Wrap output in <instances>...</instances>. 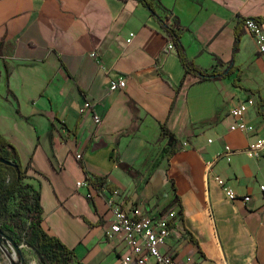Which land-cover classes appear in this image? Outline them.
Masks as SVG:
<instances>
[{"label": "crops", "instance_id": "obj_1", "mask_svg": "<svg viewBox=\"0 0 264 264\" xmlns=\"http://www.w3.org/2000/svg\"><path fill=\"white\" fill-rule=\"evenodd\" d=\"M154 1L166 22L179 18L187 57L226 75L187 74L138 0H0V132L32 166L44 226L75 249V264H120L126 248L105 233L109 199L167 218L161 250L178 264H264V154L246 153L264 137V56L244 29L234 51L237 23L264 18V0ZM120 75L126 87L110 90ZM250 98L255 131L230 130L231 108ZM87 99L99 125L80 113ZM163 123L179 141L170 158ZM94 174L115 191L77 185ZM217 176L251 199H229Z\"/></svg>", "mask_w": 264, "mask_h": 264}, {"label": "trees", "instance_id": "obj_2", "mask_svg": "<svg viewBox=\"0 0 264 264\" xmlns=\"http://www.w3.org/2000/svg\"><path fill=\"white\" fill-rule=\"evenodd\" d=\"M138 1L147 6L160 22L167 38L173 42L187 74L199 76L201 81L217 80L227 74V70H203L187 57L185 47L181 41V24L178 17L173 18L172 23H168L156 13L154 0ZM256 20L264 24V18H256ZM243 29L247 30L245 19L239 20L235 27V52L239 49ZM5 70L8 78V67L6 64ZM160 137L168 138V157H172L179 148L178 138L165 123L161 124ZM2 160L10 161L11 164ZM118 166L127 174L136 175L131 164L118 160ZM30 168L32 166L29 163L23 164L17 148L0 132V228L3 233L17 244L24 243L33 248L42 264H75V249L68 246L58 236L50 234L44 226L41 191L29 181L32 178L29 174ZM84 169L89 174L85 167ZM89 182L90 185L95 186L98 190L107 186L109 191H115V186L107 184L104 178L98 174H94V178H89ZM172 186L174 187V183ZM12 199L18 200V208L14 212H11L9 206ZM176 200L180 201L179 198H176ZM178 214L181 219H184L182 204H180ZM169 224L171 226L170 221Z\"/></svg>", "mask_w": 264, "mask_h": 264}, {"label": "built area", "instance_id": "obj_3", "mask_svg": "<svg viewBox=\"0 0 264 264\" xmlns=\"http://www.w3.org/2000/svg\"><path fill=\"white\" fill-rule=\"evenodd\" d=\"M244 19L246 29L254 38L258 52L264 56V24L259 23L255 18ZM168 49H174L173 42L168 43ZM91 55L95 56L96 54L93 52ZM126 85L127 79L122 75L112 78L109 83L110 90L122 89ZM254 104L255 100L250 98L231 108L230 114L234 118V122L230 125V130L255 131V126L245 119L249 106ZM88 112H92L93 120L97 125L102 122L101 116L94 111L93 100L90 99L85 100L80 108L82 115ZM209 142H212V139H209ZM232 152L233 149L230 145L224 148V155H227L228 160H231ZM246 153L252 158H258L264 154V137H259L254 144L246 149ZM77 158L81 159L82 154H77ZM216 180L229 199L242 198L244 201L251 199L250 195H239L223 177L217 176ZM89 183V180H84L78 181L77 185L90 187ZM261 190L264 191V185H261ZM109 210L112 213V218L105 228L106 236L109 239H117L118 244L126 248V251L121 255L120 264H178L172 254L161 250L171 232L167 218H154L137 209L127 210L113 199H109Z\"/></svg>", "mask_w": 264, "mask_h": 264}, {"label": "rangeland", "instance_id": "obj_4", "mask_svg": "<svg viewBox=\"0 0 264 264\" xmlns=\"http://www.w3.org/2000/svg\"><path fill=\"white\" fill-rule=\"evenodd\" d=\"M9 206L11 212H14L18 208V200L12 199ZM15 244L20 252L17 256L14 254L17 250ZM0 264H42V262L33 248L24 243L17 244L11 238L5 241L0 233Z\"/></svg>", "mask_w": 264, "mask_h": 264}, {"label": "water", "instance_id": "obj_5", "mask_svg": "<svg viewBox=\"0 0 264 264\" xmlns=\"http://www.w3.org/2000/svg\"><path fill=\"white\" fill-rule=\"evenodd\" d=\"M2 161L11 164L10 161H6V160H2ZM0 233H2V236H3V238H4L5 241L10 240V237L7 236L5 233H3L2 230H1V228H0ZM15 248H16L17 250L15 251L14 254L17 256L20 252L18 251V246H17L16 244H15Z\"/></svg>", "mask_w": 264, "mask_h": 264}]
</instances>
